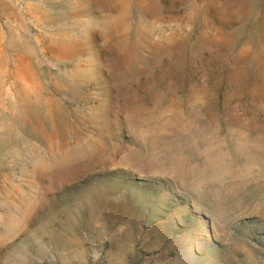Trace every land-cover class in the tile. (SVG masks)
<instances>
[{"label": "rangeland", "instance_id": "1", "mask_svg": "<svg viewBox=\"0 0 264 264\" xmlns=\"http://www.w3.org/2000/svg\"><path fill=\"white\" fill-rule=\"evenodd\" d=\"M0 264H264V0H0Z\"/></svg>", "mask_w": 264, "mask_h": 264}]
</instances>
